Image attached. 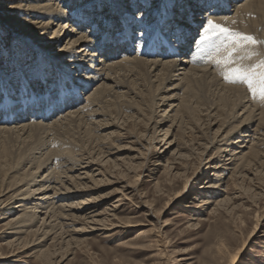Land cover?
I'll return each instance as SVG.
<instances>
[{
	"label": "bare ground",
	"instance_id": "1",
	"mask_svg": "<svg viewBox=\"0 0 264 264\" xmlns=\"http://www.w3.org/2000/svg\"><path fill=\"white\" fill-rule=\"evenodd\" d=\"M0 2L17 35H7V46L0 44L6 50L16 43L6 51L9 60L0 54L1 64L10 66L0 84V236L12 249L2 259L16 264L21 254H30L49 264L47 257L61 255L74 241L71 235L81 232L74 224L101 234L139 227L117 220L125 203L150 219L164 253L166 225L145 200L137 174L145 170L154 176L155 167L162 168L154 185L159 195L165 194L163 185L172 191L179 182L186 187L204 177L190 201L179 205L198 224L215 214L235 217L238 209L236 219L255 213V226L229 253L228 264L240 261L251 237L264 242V206L258 207L264 197V102L243 86L225 84L216 66L206 62L212 50L196 43L208 18L264 41V0ZM256 51L264 58V46ZM172 91L177 93L166 96ZM97 117L122 121L104 128L127 136L133 156L109 157L105 137L90 133ZM224 173L231 192L223 189ZM98 178H117L111 183L119 185L117 199L101 211L98 200L80 198ZM181 195L171 194L165 207ZM105 222H111L109 228ZM48 241L47 248L34 250ZM60 244L64 247L57 249ZM227 248L217 244L216 254H227Z\"/></svg>",
	"mask_w": 264,
	"mask_h": 264
},
{
	"label": "rangeland",
	"instance_id": "2",
	"mask_svg": "<svg viewBox=\"0 0 264 264\" xmlns=\"http://www.w3.org/2000/svg\"><path fill=\"white\" fill-rule=\"evenodd\" d=\"M5 6L3 2H0V44L6 45L7 35L16 37L13 34L15 32V21L9 19V15L4 12ZM205 11V9H204ZM202 15V13H201ZM136 13L132 15L135 19ZM199 16L195 17L196 20ZM201 23V22H200ZM19 26V25H16ZM196 33L193 36V40L197 36L198 27H195ZM17 31V30H16ZM17 39V38H15ZM37 40H33V44H37ZM153 43V40H151ZM150 41V42H151ZM150 42L148 46L150 45ZM16 44L14 41L10 45ZM39 44V41H38ZM0 48V54L5 52V60H9L11 55L8 54L11 46ZM153 48L155 47L152 45ZM192 46V45H191ZM1 47V46H0ZM132 50H136V44L132 45ZM153 49L150 48L149 52ZM51 51L50 55L56 54V51ZM17 54V52H16ZM49 54V53H47ZM19 56H17L18 58ZM118 57V56H116ZM1 58V57H0ZM3 58V59H4ZM7 69H10L9 64L2 62L0 59V84H3L2 79L7 76ZM74 75V72H72ZM6 78L5 80H7ZM72 79V78H71ZM176 82H172L171 85H175ZM176 91L170 92L166 96H171ZM85 94V92L83 93ZM179 95V94H177ZM77 98H82L78 95ZM158 102V101H157ZM175 103L174 101L166 102L164 106L160 107L159 113L163 110H168V105ZM3 107H0L2 110ZM127 113H131L129 110H124ZM55 114L53 115V117ZM122 121L114 119L113 117H97L94 123L90 125V133L92 136L105 137L106 146L108 148L109 157L115 158H128L133 156L132 145H130L129 138H120L117 136L116 127H106L107 124L117 123L116 125H121ZM169 124L161 125L163 129ZM216 127H213L215 130ZM76 136V134L74 135ZM171 139V138H170ZM130 148V149H129ZM169 154H166L162 161H165ZM153 157H149L147 160L148 169H152L151 163ZM163 163V162H162ZM155 174L149 175L148 172L143 170L139 171L140 180L142 179V185H140V190L145 197L146 201H150L153 205L155 214L158 215L160 219V224L164 223L166 226L162 229V234L166 241L168 242L164 253H160L161 247L155 242L154 235H156V229H153L150 225V219L144 215L143 211L136 209L133 204H126L117 213V220L120 222H132L140 223L141 225L136 228H114L107 230L105 233L102 232H91L85 228L82 223L74 224L72 228L74 230L81 231L80 233L72 234L71 238L74 239L73 242L68 247L63 248V251L58 257L48 256L49 264H228L229 253L240 246L241 242L247 237L249 231L255 226L257 220L255 219V213H250L249 215H244L240 219H236V216L242 212L238 210L234 213L236 216L232 215L231 218L220 217L219 214H215L208 218L207 222L197 223V221L192 220V215L188 212L179 208L181 203H186L192 195L194 188L201 185L204 181V177L193 181L190 185L183 187V181L176 184L173 190H169V186L163 185V191L165 194L159 195L157 191L160 190L159 186L155 185V180H160L162 178V168L155 167ZM222 181L225 183L223 189L227 191L232 190V181L228 180V173H224ZM144 176V177H142ZM148 176V177H147ZM151 176V177H150ZM154 179V180H153ZM118 181L116 179L106 178L100 180L98 178V183L92 186L93 188L87 190L84 196L80 197L83 199H94L97 209L99 211L108 207L116 199L117 195L114 194L115 191L119 189V185L111 182ZM231 186V187H230ZM159 188V189H157ZM231 189V190H230ZM181 191L182 195L177 201L170 203L165 207V203L171 194L174 192ZM159 195V196H158ZM100 196V197H99ZM103 198V199H102ZM264 206V197L258 201V207L261 209ZM260 212V211H259ZM103 217V216H102ZM116 223V221H114ZM131 223V224H132ZM241 223V224H240ZM111 222H105V226L109 228ZM69 228V229H72ZM84 228V229H83ZM238 230L237 234L233 235V229ZM261 234V233H260ZM261 238L254 236L251 237L246 243L245 251L240 256V261L237 264H264V242L261 243ZM49 242L41 247L34 248L45 249L49 246ZM225 243L227 245V254L219 256L222 254H216V245L220 243ZM5 241H1L0 236V264H10L8 260L2 259V256H6L12 249L7 248L3 245ZM64 247L63 245L57 246ZM50 253V251H49ZM48 254V253H47ZM250 254V256H247ZM30 254H21L17 259L19 260L16 264H41L37 259L32 257ZM63 257L61 260H59ZM54 258V259H53ZM57 261V262H56ZM59 262V263H58Z\"/></svg>",
	"mask_w": 264,
	"mask_h": 264
},
{
	"label": "snow or ice",
	"instance_id": "3",
	"mask_svg": "<svg viewBox=\"0 0 264 264\" xmlns=\"http://www.w3.org/2000/svg\"><path fill=\"white\" fill-rule=\"evenodd\" d=\"M196 43L201 50H212L206 62L216 66L225 84L243 86L253 99L264 102V58H259L260 53L256 51L264 46V41L208 18L202 24ZM254 58H257L255 63H247Z\"/></svg>",
	"mask_w": 264,
	"mask_h": 264
}]
</instances>
